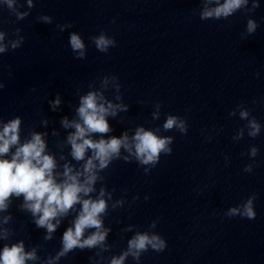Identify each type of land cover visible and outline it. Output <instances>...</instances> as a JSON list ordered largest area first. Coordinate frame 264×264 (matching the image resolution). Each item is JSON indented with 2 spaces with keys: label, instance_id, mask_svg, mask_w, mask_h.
Wrapping results in <instances>:
<instances>
[{
  "label": "clouds",
  "instance_id": "1",
  "mask_svg": "<svg viewBox=\"0 0 264 264\" xmlns=\"http://www.w3.org/2000/svg\"><path fill=\"white\" fill-rule=\"evenodd\" d=\"M249 0H201L202 8L199 11V18L202 21L228 19L238 10L246 8ZM9 9L14 10L16 0H4ZM29 8L34 7L33 0H27ZM259 0H252V9L258 8ZM17 20H23L29 13L15 12ZM46 23H51L49 17H43ZM65 27H71L66 25ZM258 23L248 19L246 32L241 33L242 39H247L256 33ZM17 33L19 29L15 30ZM5 32L0 31V54L9 50V45L4 43ZM95 48L102 53H107L110 48L116 46L113 37L101 32L98 36L91 38ZM24 37L10 42L11 50L21 47ZM69 44L72 52L76 53L75 58L84 59L86 46L81 37L72 33L69 37ZM258 76L259 73H256ZM113 86L117 92L116 100H122L120 93L121 84L116 76L112 78ZM107 85L108 78L102 81ZM4 87L0 83V89ZM59 95L50 102L53 111L60 105ZM156 111L153 119H159L161 104H156ZM129 105L124 103H113L105 98L100 91H88L79 97V106L76 108V118L71 121L64 117L61 125L64 129H74L67 136V144L70 145V155L77 162L83 161L80 169L75 170L73 165L64 164L61 173L56 172L57 161L54 155L46 152L47 144L44 133L31 132L30 138L21 143L20 130L22 118L17 116L4 123L0 129V212L6 211L11 202V197H23L21 207L29 211L35 218L34 223L38 228H45L48 235L45 239H51V234L56 230L60 219L67 216L70 210L80 205L78 215L73 226L69 227L62 236V250L56 257L66 255L74 249H92L103 244L108 234V229L103 228L102 215L106 214L108 201L104 198L106 189L101 187L98 196L93 199L91 194L96 192L95 185L102 177L100 172L104 171L115 161L123 159L131 162V159L144 166L147 174L160 161L161 155H171L174 138L172 136L158 135L157 130L146 129L144 126H137L134 134L129 136L127 131L120 136L108 134L113 132L109 124V117L115 118L119 112H127ZM235 111L229 115L234 116ZM241 120H248L247 127L249 137L255 138L261 132V125L253 117L249 120V111L241 110ZM47 124V121H44ZM165 132L176 130L186 135L188 125L185 118L174 114H166L162 125ZM55 134V133H54ZM94 136L98 138H93ZM243 130L238 134L242 138ZM14 149V150H13ZM128 153L122 156L121 150ZM11 151L10 158H5ZM258 148L252 147L250 156L256 157ZM64 157H61L63 159ZM245 172H252V165L244 169ZM111 199V193H107ZM138 199V197H137ZM147 199V197H146ZM256 195H251L241 207H232L227 215H240L247 219H255L256 211L254 201ZM123 204V201H119ZM10 217H5L7 223ZM55 221V223H53ZM156 227L155 222L151 225ZM95 229L87 238H83L85 231ZM130 230V229H129ZM8 230L0 231V240L8 239ZM167 247L166 241L158 234L148 232H137L129 241L128 247L119 257H113L111 264H124L126 258L131 255L139 261L141 255L149 249L162 252ZM36 251H25L24 243L18 242L11 245L4 244L0 250V264H26L27 261L36 260ZM49 264H52L49 261Z\"/></svg>",
  "mask_w": 264,
  "mask_h": 264
}]
</instances>
